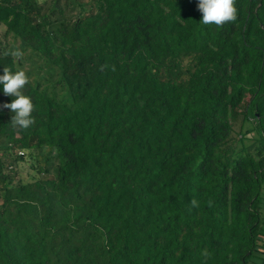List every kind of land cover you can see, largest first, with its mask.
<instances>
[{
	"label": "trees",
	"instance_id": "trees-1",
	"mask_svg": "<svg viewBox=\"0 0 264 264\" xmlns=\"http://www.w3.org/2000/svg\"><path fill=\"white\" fill-rule=\"evenodd\" d=\"M197 3L0 0L34 104L0 92V264H264V0Z\"/></svg>",
	"mask_w": 264,
	"mask_h": 264
},
{
	"label": "clouds",
	"instance_id": "clouds-1",
	"mask_svg": "<svg viewBox=\"0 0 264 264\" xmlns=\"http://www.w3.org/2000/svg\"><path fill=\"white\" fill-rule=\"evenodd\" d=\"M197 9L202 13L201 22L204 24L221 25L236 18L234 0H198ZM20 55L19 52L16 53ZM28 83V76L23 70L12 71L3 67L0 74V92L12 97L3 107L11 111L13 126L27 129L34 123L32 112L34 104L30 96L23 93Z\"/></svg>",
	"mask_w": 264,
	"mask_h": 264
},
{
	"label": "rangeland",
	"instance_id": "rangeland-1",
	"mask_svg": "<svg viewBox=\"0 0 264 264\" xmlns=\"http://www.w3.org/2000/svg\"><path fill=\"white\" fill-rule=\"evenodd\" d=\"M15 43L18 45V40L14 39L10 34L6 35L5 28L0 23V48H8L15 45ZM23 67L29 68V64L25 62ZM40 153L34 156H28L26 153L23 155L24 159L16 163L15 180L27 181L32 177H53L55 175L57 158L54 153H47L46 151Z\"/></svg>",
	"mask_w": 264,
	"mask_h": 264
},
{
	"label": "built area",
	"instance_id": "built-area-1",
	"mask_svg": "<svg viewBox=\"0 0 264 264\" xmlns=\"http://www.w3.org/2000/svg\"><path fill=\"white\" fill-rule=\"evenodd\" d=\"M18 153H19V154H23V152H22V151H19Z\"/></svg>",
	"mask_w": 264,
	"mask_h": 264
}]
</instances>
